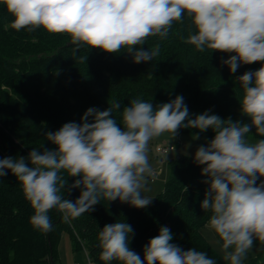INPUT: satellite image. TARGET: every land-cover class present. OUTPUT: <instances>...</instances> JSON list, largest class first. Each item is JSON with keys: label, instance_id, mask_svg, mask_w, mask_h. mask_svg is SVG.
<instances>
[{"label": "clouds", "instance_id": "9594fccd", "mask_svg": "<svg viewBox=\"0 0 264 264\" xmlns=\"http://www.w3.org/2000/svg\"><path fill=\"white\" fill-rule=\"evenodd\" d=\"M14 17L11 27L33 32L43 28L50 34H66L80 50L99 49L118 54L122 50L136 64L153 61L161 52L160 44L144 49L149 37H168L174 23L191 22L195 29L187 43L204 52L235 53L223 63L232 73L240 64L264 62V0H0ZM87 56H81V62ZM239 81L244 91L242 114L251 124L222 120L205 112L189 117L183 96L154 109L150 101L133 99L123 109L121 128L113 103L105 111L89 108L81 123L64 124L47 132L46 139L56 145L41 153L33 149L24 157L0 159V177L8 171L21 184L24 196L34 209L30 223L42 233L53 231L49 212L56 209L62 221H72L94 210L101 199L119 200L137 209L148 207L153 198L149 178L154 176L149 160V144L167 134L174 140L181 128L205 132L215 137L195 153V163L203 166L204 182L209 185L201 204L212 213L206 228L218 235L222 258L228 264H244L257 239L264 243V139L249 142L254 126L264 137V66L246 72ZM92 117L94 122H89ZM187 120V123L185 121ZM198 139L199 137H194ZM67 176L78 178L67 185ZM80 188L79 198L65 199ZM132 227L124 222L107 224L98 234L99 260L104 264H217L206 252L195 248L184 251L171 243L169 228L144 247V259L129 247ZM89 264H92L89 260Z\"/></svg>", "mask_w": 264, "mask_h": 264}, {"label": "trees", "instance_id": "16d2710c", "mask_svg": "<svg viewBox=\"0 0 264 264\" xmlns=\"http://www.w3.org/2000/svg\"><path fill=\"white\" fill-rule=\"evenodd\" d=\"M14 17L0 2V159L24 157L35 148L56 150L46 133L58 131L64 124L81 123L89 108L105 111L115 102L121 107L113 117L121 128L123 109L133 99L150 101L154 109L180 95L189 110V117L209 112L222 120L251 124L243 115L244 96L239 81L246 72H255L264 62L240 64L236 73L223 63L235 53L196 50L187 39L194 34L191 22L174 23L165 39L149 37L144 49L160 44L161 52L153 61L136 64L122 50L118 54L99 49L80 50L66 34H50L43 28L29 32L11 27ZM87 56L81 62L80 57ZM89 122H94L89 117ZM187 123V120L185 121ZM178 135L214 139L209 128H181ZM249 141L261 140L253 126ZM203 166L195 159L180 157L169 163V179L164 192L144 209H137L119 200L101 199L94 210L72 221H62L56 209L49 212L53 231L45 234L33 228L30 218L34 209L26 200L21 184L11 173L0 177V264H57L63 234L69 233L77 247L83 243L93 264L99 260L98 234L107 224L124 222L133 229L129 247L144 259V247L158 236L161 227L170 229L173 240L184 251H204L217 264H226L209 246L200 230L212 215L201 204L209 185L202 175ZM67 185L78 178L67 176ZM264 177L257 180V185ZM81 189L63 191L65 199L75 202ZM256 242H260L258 239ZM264 244V243H263ZM117 264V262H113ZM251 264H264V255Z\"/></svg>", "mask_w": 264, "mask_h": 264}, {"label": "rangeland", "instance_id": "374dc122", "mask_svg": "<svg viewBox=\"0 0 264 264\" xmlns=\"http://www.w3.org/2000/svg\"><path fill=\"white\" fill-rule=\"evenodd\" d=\"M194 137L197 136L177 135L174 140L169 142L167 140V134H165V136H162L150 142L149 160L153 166L154 176L149 178V183L147 186L148 188H150V191L145 192V196L151 197L154 200L164 192L166 183L169 179L170 161L175 160L178 157L195 159V153L197 149L201 146L207 147L212 140L201 136H198V139H195ZM256 141L258 140L252 139L249 142L255 143ZM163 145L168 147H175L176 151L167 155L168 157L162 158L158 155L156 148ZM200 233L205 238L209 246L223 260V254L220 249V244L217 243L219 237L214 232V230L203 226L200 230ZM263 255L264 244L254 241L253 249L248 253L244 264H251L252 261L260 258ZM88 257L90 256L85 245L82 243L81 246L77 247L70 234L65 232L59 246V259L57 261V264H89ZM224 262L228 264V262Z\"/></svg>", "mask_w": 264, "mask_h": 264}, {"label": "built area", "instance_id": "2783aa9c", "mask_svg": "<svg viewBox=\"0 0 264 264\" xmlns=\"http://www.w3.org/2000/svg\"><path fill=\"white\" fill-rule=\"evenodd\" d=\"M156 150H157V153L159 156H161L162 158H165V157H168L167 155H169L170 153L175 152L176 148L163 145V146L157 147ZM151 180H153V179H151ZM89 260H91L90 257H88V262H89Z\"/></svg>", "mask_w": 264, "mask_h": 264}, {"label": "water", "instance_id": "95a60500", "mask_svg": "<svg viewBox=\"0 0 264 264\" xmlns=\"http://www.w3.org/2000/svg\"><path fill=\"white\" fill-rule=\"evenodd\" d=\"M177 159H179V157ZM52 264H54V262H52Z\"/></svg>", "mask_w": 264, "mask_h": 264}]
</instances>
